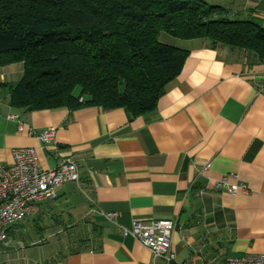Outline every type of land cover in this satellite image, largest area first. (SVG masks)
<instances>
[{
	"label": "crops",
	"instance_id": "obj_1",
	"mask_svg": "<svg viewBox=\"0 0 264 264\" xmlns=\"http://www.w3.org/2000/svg\"><path fill=\"white\" fill-rule=\"evenodd\" d=\"M208 1L264 27V0ZM161 40L188 56L155 110L142 116L95 105L13 107L9 87L22 78L23 64L0 66V163L13 164L14 149L31 147L42 168L69 157L79 171L78 182L34 203L22 226L52 239L49 249L18 248L22 227L15 225L0 245V264H165L127 232L137 219L175 221L179 264L264 253V61L236 47L213 49L204 38ZM50 128L53 137L39 139ZM228 174L249 192L216 189Z\"/></svg>",
	"mask_w": 264,
	"mask_h": 264
},
{
	"label": "trees",
	"instance_id": "obj_2",
	"mask_svg": "<svg viewBox=\"0 0 264 264\" xmlns=\"http://www.w3.org/2000/svg\"><path fill=\"white\" fill-rule=\"evenodd\" d=\"M204 38L264 61V27L208 0H0V66L23 64L10 105H95L153 112L188 51L161 40Z\"/></svg>",
	"mask_w": 264,
	"mask_h": 264
},
{
	"label": "built area",
	"instance_id": "obj_3",
	"mask_svg": "<svg viewBox=\"0 0 264 264\" xmlns=\"http://www.w3.org/2000/svg\"><path fill=\"white\" fill-rule=\"evenodd\" d=\"M19 129H22V124ZM53 135L54 128H50L39 139L47 141ZM12 156L13 164L0 163V245L8 241L9 228L24 220L34 203L53 198L55 189L65 182L79 181L78 167L72 158H63L56 167L44 169L35 148L14 149ZM214 186L230 194L249 192L247 185L235 174L222 176ZM115 216L116 213L107 214L110 219ZM175 228V221L169 219L149 222L137 219L127 232L155 258H162L165 264H179L172 248ZM222 264H264V253L228 257Z\"/></svg>",
	"mask_w": 264,
	"mask_h": 264
},
{
	"label": "rangeland",
	"instance_id": "obj_4",
	"mask_svg": "<svg viewBox=\"0 0 264 264\" xmlns=\"http://www.w3.org/2000/svg\"><path fill=\"white\" fill-rule=\"evenodd\" d=\"M30 220H32V218L28 215L22 222H20L19 224H17L15 226V228L16 227L18 228V226H21L22 227L24 225V223H27ZM29 225L28 226L26 225L25 227H22V229H20L23 237L22 236L21 237L20 236L18 237V235H17V239L18 238H19V240L22 239V240H20L18 242V244H19L18 248H20V247L22 248L26 244V251L28 253L29 252L30 253L37 252V253L43 255L45 253V251H47L49 249L48 243H51L52 242V239H50L47 235H44V236H37V235L34 236V235H32L31 234L32 233V229L29 227ZM30 239H36V240L43 239L44 241L47 240V242L44 243V244H41L39 246H29L28 244L30 242ZM21 245H23V246H21ZM8 258H10V257H8ZM1 259L2 258H0V262H1Z\"/></svg>",
	"mask_w": 264,
	"mask_h": 264
}]
</instances>
